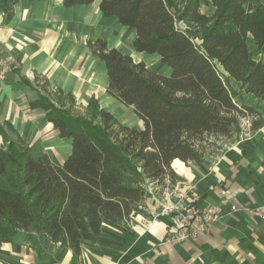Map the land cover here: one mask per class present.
I'll use <instances>...</instances> for the list:
<instances>
[{
    "label": "trees",
    "instance_id": "trees-1",
    "mask_svg": "<svg viewBox=\"0 0 264 264\" xmlns=\"http://www.w3.org/2000/svg\"><path fill=\"white\" fill-rule=\"evenodd\" d=\"M20 1L0 0L5 24ZM98 1L104 18L135 30L136 52L159 57L171 74L135 63L102 39L88 44L107 68V94L132 107L144 129L98 111L93 99L89 107L104 128L89 134L40 97L37 106L47 111L60 136L72 141V153L59 167L48 156L35 159L18 141L0 148V246L20 231H36L79 254L84 241H99L105 220L130 222L144 199L147 178L173 176L176 159L203 162L204 144L241 133L243 120L250 121V132L264 126L256 108L234 101L220 75L222 68L245 93L264 101V61H255L248 48L252 36L264 54V7L246 9L247 0H210L215 11L208 15L202 0H63V5Z\"/></svg>",
    "mask_w": 264,
    "mask_h": 264
},
{
    "label": "crops",
    "instance_id": "crops-1",
    "mask_svg": "<svg viewBox=\"0 0 264 264\" xmlns=\"http://www.w3.org/2000/svg\"><path fill=\"white\" fill-rule=\"evenodd\" d=\"M244 6L264 7V0H247ZM201 7L208 15L215 11L210 0H202ZM99 12L87 5L66 9L63 0H21L15 17L5 24L0 11L1 51L10 63L7 79L0 82V148L18 141L35 159L48 156L56 166L64 164L72 153V141L62 138L49 122L47 111L37 106L45 96L39 82L49 84L50 101L56 106L55 94L63 99L71 96L83 108L93 98H106L107 68L89 47L79 44L89 35H112L115 28ZM132 34L133 44L134 29ZM130 44L114 48L133 57ZM248 48L255 61H264L252 36ZM221 70L231 81L234 101L256 108L264 119V101L245 93L240 82ZM163 74L169 76L171 69L167 66ZM136 117L134 125L125 126L143 130V122ZM225 139L219 154L205 157L203 162L186 164L176 159L172 163L175 179L197 184L199 205H214L224 212L207 234L172 243L168 219L146 226L137 211L128 223L105 220L99 241H84L79 254L54 243L48 235L20 231L13 242L0 246V264H264V221L251 213L252 207L264 206V126ZM235 205L242 210L230 215Z\"/></svg>",
    "mask_w": 264,
    "mask_h": 264
},
{
    "label": "built area",
    "instance_id": "built-area-1",
    "mask_svg": "<svg viewBox=\"0 0 264 264\" xmlns=\"http://www.w3.org/2000/svg\"><path fill=\"white\" fill-rule=\"evenodd\" d=\"M9 72L10 63L2 56L0 44V82L7 79ZM143 188L144 199L138 207L142 224L148 226L159 219H168L172 226L169 239L172 243L196 240L210 232L224 216L219 207L197 203L196 183L178 181L170 174L160 179L147 178ZM230 209V215L242 210L236 205ZM251 213L256 219L264 221V206L252 207Z\"/></svg>",
    "mask_w": 264,
    "mask_h": 264
},
{
    "label": "rangeland",
    "instance_id": "rangeland-1",
    "mask_svg": "<svg viewBox=\"0 0 264 264\" xmlns=\"http://www.w3.org/2000/svg\"><path fill=\"white\" fill-rule=\"evenodd\" d=\"M98 4H99V2H96L92 5H88L87 8L98 12V10H99ZM75 9H77V8H75ZM99 14H101V12H99ZM212 14L213 13H211L210 15H212ZM101 16H102V14H101ZM102 18L106 19L103 16H102ZM108 20H109V24H111L109 26H111L112 28H115L112 35H110V34L105 35V33H103L104 35L99 36V38L89 35V36H86L85 38L82 37L81 40L79 41V44H82V47L83 46L85 47V45H86V47L88 48L89 43H96L99 39H102L107 43L109 48H114V47L121 48L124 45H127V43L129 42V43H131L130 48H132V51L134 52L133 57L131 55L130 56L133 58L135 63H143L144 62L145 65L147 66V68H149L150 70H152L156 73H162L163 74L166 71L167 66L161 61V59L159 57L154 56V55H149L146 53L141 55L135 51L133 44L131 42L133 40V37H134V35L132 34V29H130V28L125 29L123 26H121V24H119V22L115 18L108 19ZM115 30H116V32H115ZM132 35H133V37H132ZM89 58L91 61H93V59H91L92 57L90 54H89ZM224 74L225 73L220 69V75H221L222 79L224 80L226 87L227 88L229 87L228 91H229V93H231V96H232L233 89H232V87L230 88V86H229V82H231V81H230V79H226L224 77ZM99 79L101 81L102 77L99 76ZM39 83L41 84V85H39L40 88H42V90L45 93L44 97L49 99V100H52V98H51L52 96L48 92L49 84H47L46 82L41 83V81ZM106 93H107V91H106ZM105 97L106 98L104 100H101V101L97 100L96 98H93L95 101H97L98 111H101V109H102V110L110 113L114 117V119H117L123 125H134V122L137 121V117H136L133 110L128 109L123 104L113 100L112 97H110L108 94H106ZM53 100L57 103V106L55 105L57 108L58 107L62 108L71 117H74L75 120H77V122H80L83 126H85L84 131L86 133L92 134V131H94V133H96L97 131L103 130L104 126H101L102 125L101 121L94 117L95 112L93 109H91L89 107V105L85 108L80 107V105L77 103V101L75 99H74V101H71L68 98L63 99V98H61V96H58V94L57 95L55 94V97ZM242 122L243 123H242V132L241 133H244V132H247V130H249L250 121L249 120H247V121L243 120ZM85 123H87V124H85ZM117 130H118L117 128H114L113 132L115 131V133H116ZM225 140H226L225 137H223V138L222 137H214V138H211L209 142L205 143L204 144V146L206 148L205 157L209 158V157H213V156L218 155L220 152L219 150L222 149L225 145L224 144Z\"/></svg>",
    "mask_w": 264,
    "mask_h": 264
}]
</instances>
